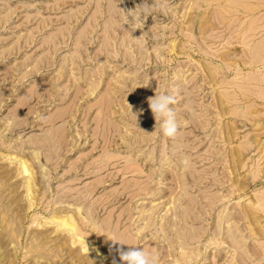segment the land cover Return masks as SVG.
<instances>
[{
	"label": "rangeland",
	"instance_id": "374dc122",
	"mask_svg": "<svg viewBox=\"0 0 264 264\" xmlns=\"http://www.w3.org/2000/svg\"><path fill=\"white\" fill-rule=\"evenodd\" d=\"M243 1L0 0V264H264V0Z\"/></svg>",
	"mask_w": 264,
	"mask_h": 264
},
{
	"label": "clouds",
	"instance_id": "9594fccd",
	"mask_svg": "<svg viewBox=\"0 0 264 264\" xmlns=\"http://www.w3.org/2000/svg\"><path fill=\"white\" fill-rule=\"evenodd\" d=\"M176 103V96L169 92L156 93L153 97L148 98V105L156 121V128L158 126L163 136L168 138H175L180 130L177 113L173 107ZM128 107L130 114L137 120L131 106L128 105ZM117 251L122 264H159L158 255L146 252L140 247L131 246L127 250L121 247ZM113 264H116V262L113 261Z\"/></svg>",
	"mask_w": 264,
	"mask_h": 264
},
{
	"label": "bare ground",
	"instance_id": "6f19581e",
	"mask_svg": "<svg viewBox=\"0 0 264 264\" xmlns=\"http://www.w3.org/2000/svg\"><path fill=\"white\" fill-rule=\"evenodd\" d=\"M231 1H232V0H231ZM242 1H243V0H241V2H242ZM233 2H234V0H233ZM243 2H245V1H243ZM22 162H23V161H22ZM22 162H21V165H23V163H24V162H23V163H22ZM22 169H23V172H24V173H28V172H30V171H29L30 169H28L27 164H26V165L24 164V166H23ZM31 173H32V172H31ZM32 174H33V173H32ZM32 174H31V176H30V173H29L28 176L32 177ZM30 179L32 180V178H30ZM30 179H29V181H28L29 183H31V182H30ZM34 180H35V179H34ZM33 184H34V183H33ZM29 185H30V184H29ZM29 187H32V186H29ZM34 187H35V186H34ZM29 189H30V188H29ZM28 191H29V190H28ZM30 191H31V190H30ZM60 210H62V209H60ZM245 210H246V209H245ZM245 210H244V213H246ZM247 210H248V209H247ZM58 211H59V209H58ZM64 211H66V210H62L63 213H64ZM248 212H249V211H248ZM65 213H66V212H65ZM55 214H56V213H55ZM55 214H54V216L57 217V215H55ZM66 214L68 215V213H66ZM71 214H72V213H71ZM247 214H248V213H247ZM54 216H53V217H54ZM59 216H60V215H59ZM5 218H7V217H5ZM58 218H59V217H58ZM3 219H4V216H3ZM3 219H2V220H3ZM7 219H8V218H7ZM52 219H53V218H52ZM8 220H9V219H8ZM51 221H53V220H51ZM54 221H56V220H54ZM73 221H74V220H72V219H70L69 217H66V216L59 218V222L61 223V226L63 225L64 228H66V227L69 228V229H67V230H72V231H74V232H75V231L78 232L77 227H76V226H77V223L75 222V223H76V225H75V223H74ZM3 222H4V221H2V223H3ZM6 222H8V221H6ZM10 223H11V220H10L9 225H8V226L10 227V229L13 228V227H15V223H14V221H13V223H14L13 225H12V223H11L12 227L10 226ZM57 223H58V222H57ZM60 223H58V225H59ZM4 224H6V223H4ZM4 226H5V225H4ZM6 226H7V224H6ZM6 226H5V227H6ZM63 226H62V227H63ZM9 227H8V228H9ZM8 228H7V229H8ZM14 229H15V228H14ZM7 231H9V230H7ZM10 231H11V230H10ZM14 231H15V230H14ZM11 232H12V233H11ZM11 232L8 233V235L11 234L12 236H11V235H10V236H11L12 238H14V237H13V234H15V233H13V231H11ZM15 232H16V231H15ZM67 233H69V232H67ZM69 234H71V237H74V236H72V235H75V236H76V234L73 233V232H72V233H69ZM77 234H79V233H77ZM16 235H18V233H16ZM15 237H16V236H15ZM74 238H75V237H74ZM74 238H73V239H74ZM77 238L79 239L80 236L77 237ZM78 239H75L76 241H75V240L72 241V239H71V241H72V243H74V241L77 242ZM79 240H80V239H79ZM79 240H78L77 243H80ZM65 243H66V242H65ZM65 243H64V244H65ZM74 244H76V243H74ZM0 245H1V244H0ZM61 246H62V244H61ZM42 248H43V247H42ZM59 248H61V247H59ZM63 248H64V247H63ZM63 248H62V249H63ZM2 249H3V248H1V246H0V261H1L2 258H3V255L1 254V250H2ZM64 249H65V248H64ZM66 249H67V248H66ZM39 251H40V250H39ZM65 251H66V250H65ZM98 251H99V250H98ZM41 252H42V250H41ZM99 252H100V251H99ZM38 253H39V252H38ZM38 253H37V254H38ZM39 254H40V253H39ZM97 254H99V253H97ZM188 258H190V256H189ZM191 258H192V257H191ZM191 258H190V260H191ZM188 260H189V259H188ZM82 261H84V260H82ZM54 264H57V263H54Z\"/></svg>",
	"mask_w": 264,
	"mask_h": 264
}]
</instances>
